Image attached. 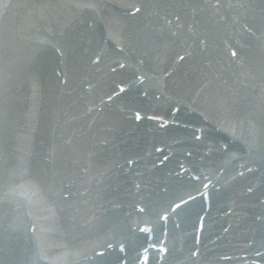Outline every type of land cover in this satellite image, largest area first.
Wrapping results in <instances>:
<instances>
[{
    "label": "bare ground",
    "instance_id": "1",
    "mask_svg": "<svg viewBox=\"0 0 264 264\" xmlns=\"http://www.w3.org/2000/svg\"><path fill=\"white\" fill-rule=\"evenodd\" d=\"M9 1L0 0V264H82L133 236L134 224L154 229L159 211L208 179L243 184L218 193L202 227L216 220L219 242L264 243V230L250 231L264 205L249 208L264 196V170L229 181L246 165L264 167V0H52L50 16L28 0L27 25L14 32ZM232 40L235 60L225 50ZM116 83L127 88L102 99ZM148 115L192 128L159 127ZM218 204L248 212L251 225L219 222ZM199 205L179 213L182 225Z\"/></svg>",
    "mask_w": 264,
    "mask_h": 264
},
{
    "label": "rangeland",
    "instance_id": "2",
    "mask_svg": "<svg viewBox=\"0 0 264 264\" xmlns=\"http://www.w3.org/2000/svg\"><path fill=\"white\" fill-rule=\"evenodd\" d=\"M17 0H10L9 1V6L6 7V13L4 15L5 18L10 19L9 21L10 24L8 25V29L12 32H14L15 30H19L22 31L25 29L27 22L29 20V14L25 11H22L23 7L27 8V5H29V1L28 0H22L17 1V3L15 2ZM25 1V2H23ZM39 3H42L47 9H45L44 11V15L45 16H50L53 15L51 13V10L49 9L52 5V0H38ZM49 9V10H48ZM29 38H31L32 40L36 41L35 38H33V35L31 34L30 31H28V35ZM116 63V62H115ZM37 83V82H36ZM35 83V84H36Z\"/></svg>",
    "mask_w": 264,
    "mask_h": 264
}]
</instances>
